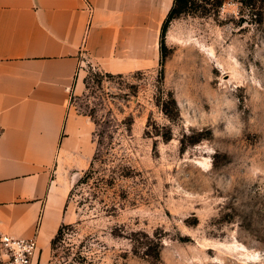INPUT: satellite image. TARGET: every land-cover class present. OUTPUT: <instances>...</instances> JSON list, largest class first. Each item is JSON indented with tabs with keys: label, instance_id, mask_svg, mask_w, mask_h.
Instances as JSON below:
<instances>
[{
	"label": "rangeland",
	"instance_id": "rangeland-1",
	"mask_svg": "<svg viewBox=\"0 0 264 264\" xmlns=\"http://www.w3.org/2000/svg\"><path fill=\"white\" fill-rule=\"evenodd\" d=\"M188 5L153 65L89 64L72 91L116 181L92 203L67 199L40 264H264V0Z\"/></svg>",
	"mask_w": 264,
	"mask_h": 264
},
{
	"label": "crops",
	"instance_id": "crops-1",
	"mask_svg": "<svg viewBox=\"0 0 264 264\" xmlns=\"http://www.w3.org/2000/svg\"><path fill=\"white\" fill-rule=\"evenodd\" d=\"M174 1L0 0V238L36 236L39 264L96 149L95 122L71 110L72 91L89 64L153 65Z\"/></svg>",
	"mask_w": 264,
	"mask_h": 264
},
{
	"label": "trees",
	"instance_id": "trees-1",
	"mask_svg": "<svg viewBox=\"0 0 264 264\" xmlns=\"http://www.w3.org/2000/svg\"><path fill=\"white\" fill-rule=\"evenodd\" d=\"M191 0H175L174 5L170 9L167 17L165 18L162 29H161V41L162 43L165 40L166 32L168 29V26L170 24V21L176 17L179 13L182 11H185L189 8L188 2ZM223 2V0H219V5ZM164 57L161 58V64H163ZM170 95L172 96V100L174 102V106L177 109V101L173 95V93L170 92ZM166 112H168V109L165 107ZM99 150L96 151L94 154L89 167L84 171L83 175L80 177L78 182H76L73 187L71 188L68 196V200L76 197V195H80V202L84 203V201H92L93 198L100 199L102 194L105 193L110 187H112L115 184L116 176H115V170L111 169V173L107 174L103 169L96 166V162L98 160ZM88 185L90 188L89 190V196H85V187L84 185ZM92 203V202H91ZM68 205V201L66 203V206ZM66 227H68V224L62 222L55 237L52 239V248L55 249L58 245L59 239L63 236ZM149 249H144V252L147 255H150Z\"/></svg>",
	"mask_w": 264,
	"mask_h": 264
},
{
	"label": "built area",
	"instance_id": "built-area-1",
	"mask_svg": "<svg viewBox=\"0 0 264 264\" xmlns=\"http://www.w3.org/2000/svg\"><path fill=\"white\" fill-rule=\"evenodd\" d=\"M2 133L0 124V137ZM37 250L36 236L20 237L5 233L0 238V264H39L35 260Z\"/></svg>",
	"mask_w": 264,
	"mask_h": 264
}]
</instances>
